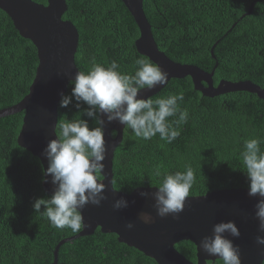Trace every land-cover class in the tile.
I'll return each mask as SVG.
<instances>
[{"label": "trees", "instance_id": "16d2710c", "mask_svg": "<svg viewBox=\"0 0 264 264\" xmlns=\"http://www.w3.org/2000/svg\"><path fill=\"white\" fill-rule=\"evenodd\" d=\"M251 4L252 12L247 15ZM66 6L62 19L70 21L79 34L75 53L79 71H87L93 60L105 67L116 61L117 71L134 74L136 59L150 61L135 49L139 30L121 0H66ZM143 9L158 49L172 61L214 70L215 86L220 80L251 81L264 88V0H143ZM37 65L34 45L19 35L0 10V110L28 94ZM178 92L184 94L180 108L189 113L188 122L180 125V136L171 144L159 135L145 141L125 127L113 157L114 189L130 193L137 187H151L158 182L152 175L157 165L162 173L190 166L196 181L189 196L248 189L239 152L244 140H264V100L245 91L204 97L194 90L189 77L171 79L150 99ZM70 94L69 83L64 95ZM75 103L58 106V122L81 118L93 127L94 122L83 114L87 105L81 103L77 109ZM23 115L0 118V264H51L58 242L77 233L51 227L32 208L35 199L50 195L42 189L40 161L17 144ZM260 147L264 151V144ZM175 248L196 262L191 242H179ZM57 264L156 263L118 242L115 234H103L98 228L92 235L61 245Z\"/></svg>", "mask_w": 264, "mask_h": 264}, {"label": "water", "instance_id": "95a60500", "mask_svg": "<svg viewBox=\"0 0 264 264\" xmlns=\"http://www.w3.org/2000/svg\"><path fill=\"white\" fill-rule=\"evenodd\" d=\"M139 30V37L134 46L138 54L147 57L168 74L164 85L151 90L143 89L138 98H150L161 91L171 79L189 77L195 91L204 97L213 98L230 92L245 91L256 94L264 100V88L251 81L230 82L220 80L213 83L214 70L204 71L191 64H180L172 61L160 51L153 38L143 9V0H121ZM251 4L247 15L252 12ZM67 9L66 0H47L38 4L32 0H0L2 10L12 21L19 35L31 41L37 51L38 65L28 94L17 104L0 110V118L23 112L17 144L36 157L43 170L48 162L42 155L48 142L55 139L54 126L58 122V106L61 94L67 92L69 81L79 69L75 64V53L78 47L79 34L76 27L62 16ZM211 48V56L213 55ZM215 65L214 69L216 68ZM103 118V117H102ZM125 127L117 122L106 123L104 139L106 142V159L102 161L105 168L101 182L105 184L104 195L99 206L87 204L81 209L85 227L77 234L58 242L53 250V261L57 264L58 251L64 243L80 237L92 235L96 229L103 234H115L120 243L134 248L156 264H208L217 259L199 249L200 240L212 235L213 225L232 221L240 236H225L240 249L241 264H262L264 245L256 243V236H264L258 231V220L255 218V204L258 197H250L248 189L214 190L202 196H188L184 208L177 217L156 216L151 193L154 187H137L130 193L115 191L113 187V157L116 148L123 140ZM104 175V176H103ZM55 186L50 175L43 176L42 189L52 195ZM148 192L141 196L140 192ZM123 197L128 206L115 210L112 205L116 199ZM141 213H149L154 222L145 224L140 219ZM131 222L133 227H125ZM182 241L191 242L196 248V262L186 259L175 245Z\"/></svg>", "mask_w": 264, "mask_h": 264}, {"label": "clouds", "instance_id": "9594fccd", "mask_svg": "<svg viewBox=\"0 0 264 264\" xmlns=\"http://www.w3.org/2000/svg\"><path fill=\"white\" fill-rule=\"evenodd\" d=\"M135 64L134 74H122L117 71L119 65L116 61L105 67L93 60L87 71H77L69 81L71 94H61L59 107L66 108L73 100L77 109L81 103L87 105L83 114L94 122V126L90 127L88 121L81 118L62 119L54 126L56 138L50 140L42 152L48 162L47 169H42L43 176L50 175L55 188L49 198L35 199L32 208L41 213L51 227L80 232L85 227L80 210L87 204L99 206L106 199L105 184L101 182L105 168L102 161L107 154L104 139L106 123L115 121L145 141L159 135L161 140L171 144L180 136V125L188 122L189 113L178 103L184 99L183 92L155 100L138 98L141 90L164 85L168 74L144 58L136 59ZM171 117L176 119L170 120ZM261 144L264 140L260 138L244 140L239 160L248 181V195L258 197L254 215L258 220V231L264 233V151ZM152 175L158 178L157 183L150 185L156 189L151 193L156 216L177 217L196 181L193 169L186 165L184 171L162 173L157 165ZM139 194L149 195L143 191ZM41 206L43 212L40 211ZM127 206L128 202L123 197L112 205L115 210ZM140 219L145 224L154 222L149 213H141ZM125 227L131 229L133 224L129 222ZM226 233L231 237L240 236L234 222L216 223L212 235L200 240L199 249L217 257L222 264H241L240 249L225 236ZM256 243L264 245V236L257 235Z\"/></svg>", "mask_w": 264, "mask_h": 264}]
</instances>
